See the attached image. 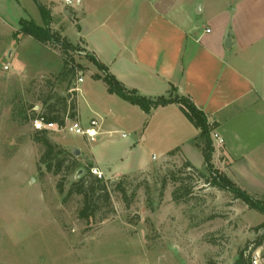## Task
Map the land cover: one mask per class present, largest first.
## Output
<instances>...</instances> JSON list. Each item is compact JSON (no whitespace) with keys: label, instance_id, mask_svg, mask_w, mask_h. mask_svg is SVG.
Instances as JSON below:
<instances>
[{"label":"rangeland","instance_id":"rangeland-1","mask_svg":"<svg viewBox=\"0 0 264 264\" xmlns=\"http://www.w3.org/2000/svg\"><path fill=\"white\" fill-rule=\"evenodd\" d=\"M38 1L51 13V31L75 51L65 54L59 45H41L21 34L22 20L45 25L34 0H0V264H236L242 253L247 256L264 236V229L258 230L264 215L185 168L191 150L196 167L208 176L201 142L193 143L200 151L184 137L170 136L153 115L109 94L92 78L103 73L81 40L90 21L85 0L82 6L78 0ZM122 3L104 0L98 19ZM64 67L74 72L63 75ZM64 98L76 103L84 128L93 119L102 124L93 142L67 130L49 131L48 138L80 164L68 175L65 191L90 163H98L109 179L127 176L128 201L114 193V212L101 222L103 209L89 226L78 219L80 197L64 202L66 193L57 189L60 177L38 170L43 148L34 139L31 118L51 103L61 110ZM179 147L184 156L164 157ZM212 161V171L225 176ZM172 174L180 182H173ZM181 185L191 188L192 196L175 201L173 192ZM237 186L264 193V187ZM251 260L264 264V239Z\"/></svg>","mask_w":264,"mask_h":264},{"label":"crops","instance_id":"crops-1","mask_svg":"<svg viewBox=\"0 0 264 264\" xmlns=\"http://www.w3.org/2000/svg\"><path fill=\"white\" fill-rule=\"evenodd\" d=\"M103 2L85 0L86 51L129 90L152 99L175 90L191 100L224 140H212V162L240 186L264 187V0H122L99 20ZM151 115L187 143L200 134L178 104ZM188 154L183 158L196 167Z\"/></svg>","mask_w":264,"mask_h":264},{"label":"trees","instance_id":"trees-1","mask_svg":"<svg viewBox=\"0 0 264 264\" xmlns=\"http://www.w3.org/2000/svg\"><path fill=\"white\" fill-rule=\"evenodd\" d=\"M40 15L45 23L44 27L37 25L34 21L22 20L20 22V32L23 35L33 38L36 42L41 45L53 44L59 45L63 53L68 54L69 52L75 51L74 46L66 39H62L56 32H52L50 29L51 13L44 6H42L38 0H34ZM90 60L96 65L103 74H94L92 78L96 81H102L109 94L117 95L122 100L138 106L143 112L149 115L153 110L160 107H166L171 104H178L189 120V122L200 131V134L195 141L202 143V153L205 159L206 170L209 172L208 176L205 175L201 170L197 169L190 162H185V168L189 169L193 174L197 175L199 179L204 180L205 184L212 186L221 191H227L231 193L236 200L242 201L248 206L249 209L255 210L260 214L264 215V195L258 196L248 193L242 190L237 184H235L228 177L218 174L212 171V156L214 154L213 142L211 139L212 126L208 123L206 115L200 111L194 103L188 98H182L175 94V90H171L170 94L166 97L159 98H147L140 95L135 90H129L123 86L112 74L108 73L107 68L100 63L95 56L88 54ZM64 67L62 74L68 75L73 73L72 68ZM76 93V92H75ZM43 114L33 115L32 122L36 120H42L44 124H56L59 127L64 126L65 120L78 119V113L76 111V103L69 102L67 98L63 99V108L59 110L56 104H49ZM47 130H36L35 141L40 144L43 148V153L39 159V173H49L55 177H60L57 183V189L59 194L63 195L64 202L70 201L73 197H80L81 206L78 211V219L84 221L88 226L96 221L98 215L103 209H107L100 217L99 220L102 222L108 219V215L114 212L112 205V197L114 193L121 195L123 201H128V192L125 185V179L113 177L108 180L99 178L92 173L94 165L90 163L87 166V172L82 174L80 178L74 181L69 190L65 191V182L68 175L80 170V164L76 160L75 156L67 150L60 148L54 144L48 138ZM180 152V149L171 151L168 156H173ZM173 182H180L179 178L172 174L170 178ZM167 178L163 179L162 189L167 186ZM192 196L191 188L184 187L181 185L173 192L175 201H181L183 199ZM109 211V212H108ZM264 229V224L258 227V230ZM264 236H260L253 247L245 256L242 253L236 264H252L251 255L255 249L262 246Z\"/></svg>","mask_w":264,"mask_h":264},{"label":"built area","instance_id":"built-area-1","mask_svg":"<svg viewBox=\"0 0 264 264\" xmlns=\"http://www.w3.org/2000/svg\"><path fill=\"white\" fill-rule=\"evenodd\" d=\"M67 3H72V0H65ZM209 32V31H208ZM6 70H8V66L5 67ZM80 82H82V79H80ZM34 125L37 130H47L48 132L53 130V131H62V130H67L71 133H75L77 135H81L88 142H93L95 139L100 135V128H101V122L97 119H93L90 122L89 127L84 128L79 119H66L64 126L59 127L56 124H44L42 120H36L34 121ZM125 137V136H123ZM212 140L217 141L220 145H223L224 140L220 138L217 134H212L211 135ZM92 173L96 175L99 178H103V173L98 170L97 168H92ZM254 264H257V260L253 262Z\"/></svg>","mask_w":264,"mask_h":264},{"label":"water","instance_id":"water-1","mask_svg":"<svg viewBox=\"0 0 264 264\" xmlns=\"http://www.w3.org/2000/svg\"><path fill=\"white\" fill-rule=\"evenodd\" d=\"M229 42H230V40L229 39H227V44H229ZM83 171H81L80 173H82Z\"/></svg>","mask_w":264,"mask_h":264}]
</instances>
